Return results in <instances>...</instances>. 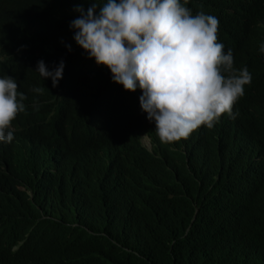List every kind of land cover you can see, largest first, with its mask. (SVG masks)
<instances>
[{"label":"trees","instance_id":"16d2710c","mask_svg":"<svg viewBox=\"0 0 264 264\" xmlns=\"http://www.w3.org/2000/svg\"><path fill=\"white\" fill-rule=\"evenodd\" d=\"M18 1L0 0V75L12 72L18 79L28 109L14 122L13 142L0 143V237L60 217L66 231L63 248L52 257L39 242L33 250L36 264H264V120L226 119L177 147L162 143L147 114L146 124L139 120V105L132 106L134 115L125 107L122 99L130 91L116 83L111 92L95 87L91 69L70 53V23L80 15L72 16L70 3ZM200 1L187 0L186 6L192 11ZM238 1L254 17L232 14L223 25L221 36L236 51L247 43H264V0ZM75 2L87 11L93 0ZM38 60L49 71L66 63L60 87L36 72ZM34 87L45 92L35 93ZM116 100L119 128L103 134L86 116L105 115ZM247 111L255 113L256 104ZM132 120L137 124L127 126ZM142 134L150 138L151 149L142 147L126 158L114 155V147L139 142ZM248 161L261 166L253 188L261 217L228 233L216 224V196L243 188L237 172ZM45 166L49 174L41 172ZM6 247L0 240V264Z\"/></svg>","mask_w":264,"mask_h":264},{"label":"clouds","instance_id":"9594fccd","mask_svg":"<svg viewBox=\"0 0 264 264\" xmlns=\"http://www.w3.org/2000/svg\"><path fill=\"white\" fill-rule=\"evenodd\" d=\"M63 1L73 7L72 16L80 13L70 23L74 30L70 53L79 55L98 85L111 92L116 83L130 91L122 99L125 107L134 115L132 106L139 105V120L146 124V113L162 143L177 147L226 119L264 120V43H247L236 51L221 36L232 14L238 19L254 17L238 0H201L192 11L187 0H104L102 4L93 0L87 11L76 7L75 0ZM37 62L36 72L60 87L66 63L61 61L49 71L43 60ZM32 91L42 94L44 89ZM26 98L17 78L0 75V143L13 142L14 122L26 110ZM253 103L255 113L247 111ZM119 108L116 100L105 115L86 117L94 129L109 135L119 128ZM132 122L127 126L137 124ZM145 138L150 141L142 134L139 142L114 147V155L126 158L142 147L151 149ZM137 143L139 148L132 150ZM260 171L258 162L248 161L237 172L244 178L243 188L217 193L216 224L221 229L235 233L242 224L260 220L253 199ZM41 172L49 174V167ZM0 240L8 246L3 264H36L33 250L38 243L52 257L58 255L66 231L62 219L54 218L25 233L9 230Z\"/></svg>","mask_w":264,"mask_h":264},{"label":"bare ground","instance_id":"6f19581e","mask_svg":"<svg viewBox=\"0 0 264 264\" xmlns=\"http://www.w3.org/2000/svg\"><path fill=\"white\" fill-rule=\"evenodd\" d=\"M7 1H8V0H7ZM12 1H13V0H12ZM14 1H15V0H14ZM21 1H22V0H21ZM21 1H18V3L21 2ZM10 2H11V1H10ZM10 2H9V3H10ZM23 3H24V2H23ZM11 4H12V3H11ZM14 4L16 5L15 2H14ZM8 5H9V4H8ZM15 5H13V6H15ZM19 5H20V4H19ZM24 5H25V3H24ZM8 7H9V6H8ZM16 7H17V5H16ZM31 7H32V6H30V8H31ZM17 8H18V7H17ZM23 8H24V7H23ZM30 8H29V9H30ZM85 8H86V7H85ZM10 9H11V6H10ZM10 9H9V10H10ZM13 9H14V8H13ZM87 9H88V8H87ZM4 10H6V9H4ZM7 10H8V9H7ZM7 10H6V11H7ZM17 10H21V8H20V9H17ZM2 11H3V10H1V12H2ZM26 15H28V14L26 13ZM29 15H30V14H29ZM29 15H28V16H29ZM30 17H31V16H30ZM24 18H25V17H24ZM26 18H27V17H26ZM24 21H25V20H24ZM25 22H27V21H25ZM32 22H33V21H32ZM28 23H29V21H28ZM33 23H34V22H33ZM36 23H38V21H36ZM47 25H49V26L52 27V25H50V24H47ZM54 25H55V24H54ZM36 26H37V25H36ZM49 26H47V27H49ZM55 26H56V25H55ZM39 28H40V27H39ZM42 28H43V27H42ZM59 28H60V27H59ZM45 29H46V28H45ZM61 29H62V28H61ZM37 30H39V29H37ZM40 30H41V29H40ZM42 30H44V29H42ZM57 30H58V29H57ZM55 34H56V33H55ZM59 37H60V36H59ZM59 39H60V38H59ZM60 40H61V39H60ZM50 41H52V40H50ZM15 42H17V41H15ZM15 42H14V43H15ZM30 43H31V42H30ZM49 43L51 44V42H49ZM54 43H55V42H53V44H54ZM62 43H63V41H62ZM40 44H41V43H40ZM56 45H57V43H56ZM63 45H64V44H63ZM53 47H54V46H53ZM58 47H60V46H58ZM61 47H62V46H61ZM51 48H52V47H51ZM54 49H55V48H54ZM18 55H19V54H18ZM56 55H57V53H56ZM5 63H6V62H5ZM74 63H75V62H74ZM77 63H78V62H77ZM2 64H3V63H2ZM79 64H81V62H79ZM72 66H73V65H72ZM77 66H79V65H77ZM3 67H4V66H3ZM74 67H75V65H74ZM86 67H87V65H86ZM4 68H5V67H4ZM69 68H70V67H69ZM71 68H72V67H71ZM76 68H77V67H76ZM78 68H79V67H78ZM88 68H89V67H88ZM2 69H3V68H2ZM4 71H5V70H4ZM3 74H5V73H3ZM12 74H13V73L11 72L10 76H11ZM72 74H73V73H72ZM72 74L70 73V75H72ZM84 74H85V73H84ZM1 75H2V74H1ZM67 75H69L68 72H67ZM65 76H66V75H65ZM75 77H76V76H75ZM88 79H89V78H87V80H88ZM83 80H84V79H83ZM87 80H86V81H87ZM90 80H91V79H90ZM64 81H65V80H64ZM89 82H91V81H89ZM89 82H88V83H89ZM92 82H93V81H92ZM67 83L69 84V82H66V84H67ZM83 83H85V82H83ZM64 84H65V83H64ZM94 84H95V83H94ZM80 85H81V84H80ZM83 85H85V84H83ZM92 85H93V84H92ZM66 86H67V85H66ZM90 86H91V85H90ZM90 86H89V87H90ZM99 86H100V85H99ZM78 87H79V86H78ZM86 87H87V85H86ZM86 87H85V88H86ZM92 87H93V86H92ZM95 87H98V84H97V86H95ZM95 87H94V89H95ZM55 88H56V87H55ZM82 88H84V87H82ZM85 88H84V89H85ZM100 88H101V87H100ZM21 89H22V87H21ZM81 90H82V89H81ZM81 90H80V91H81ZM89 90H91V89H89ZM71 91H72V90H71ZM76 91H77V90H76ZM82 91H84V90H82ZM20 92H21V91H20ZM44 92H45V91H44ZM77 92H78V91H77ZM77 92H76V93H77ZM114 92H115V91H114ZM63 93H64V92H63ZM81 93H84V92H81ZM89 93H90V92H89ZM51 94H52V92H51ZM79 94H80V93H79ZM87 95H88V94L86 93V96H87ZM46 96H47V95H46ZM53 96H54V95H53ZM53 96H52V97H53ZM70 96H71V94H70ZM72 96H73V94H72ZM76 96H78V95H76ZM83 97H84V96H82L81 98H83ZM33 98H35V96H34ZM37 98H38V96H37ZM41 98H42V97H41ZM72 98H73V97H72ZM38 99H39V98H38ZM63 99H64V97H63ZM79 99H80V97H79ZM36 100H37V99H36ZM53 100H55V98H54ZM65 100H66V98H65ZM65 100H64V101H65ZM31 101H32V100H31ZM60 101H61V100H60ZM67 101H68V99H67ZM35 102H36V101H35ZM38 102H39V101H38ZM58 103H59V102H58ZM60 103H61V102H60ZM32 104H33V103H32ZM56 105H57V103H56ZM63 106H65V105H63ZM30 107H31V105H30ZM33 107H34V106H33ZM52 107H54V105H52ZM70 108H72V104L70 105ZM77 108H78V107H77ZM27 109H28V107H27ZM27 109H26V110H27ZM52 109H53V108H52ZM31 110H32V109H31ZM58 110H59V108H58ZM61 110H62V109H61ZM65 111H67V110H65ZM75 111H76V110H75ZM58 112H59V111H58ZM77 112H78V110H77ZM59 113H60V112H59ZM63 113H64V112H63ZM73 114H74V113H73ZM76 114H77V113H76ZM23 115H25V114H23ZM56 115H57V113H56ZM71 115H72V113H71ZM25 116H26V115H25ZM74 116H75V115H74ZM66 117H67V116H66ZM96 117H98V115H96ZM22 118H23V117H22ZM22 118H21V119H22ZM54 118H56V121H57V117H54ZM91 118H92V117H91ZM24 119H25V118H24ZM64 119H65V118H64ZM66 121H67V120H66ZM57 122H58V121H57ZM57 122H55V123H57ZM55 123H54V124H55ZM58 123H60V121H59ZM54 124H53V125H54ZM63 124H64V122L61 123V125H63ZM71 124H72V123H71ZM93 124H94V122H93ZM68 125H69V124H68ZM58 126H59V124H58ZM58 126H57V128H58ZM64 126H65V125H64ZM61 127H62V126H61ZM72 127H73V126H72ZM67 128H68V127H67ZM67 128L64 127L65 131H66ZM54 129H55V126H54ZM59 129H60V128H59ZM71 129H72V128H71ZM85 129H86V128H85ZM50 130H51V129H50ZM52 130H53V129H52ZM61 130H62V129H61ZM82 130H83V129H82ZM82 130H81V132H82ZM86 130H87V129H86ZM53 131H54V130H53ZM53 131H52V132H53ZM57 132H58V131H57ZM59 132H60V131H59ZM70 132H71V131H70ZM75 132H76V130H75ZM85 132H86V131H85ZM54 133H55V132H54ZM67 133H68V132H67ZM92 133H93V132H92ZM52 135H53V134H50V135H49V138H50V136L52 137ZM91 135H93V134H91ZM99 135L101 136V134H99ZM53 136H54V135H53ZM59 136H60V135H58V137H59ZM198 136H199V135H198ZM58 137H57V139H58ZM45 138H46V137H45ZM55 138H56V137H55ZM84 138H85V137H84ZM87 138H88V137H87ZM90 138H91V137H90ZM92 138H93V137H92ZM194 140H195V139H194ZM54 141H55V140H54ZM57 141H58V140H57ZM25 142H26V141H25ZM28 142H29V141H28ZM52 142H53V141H52ZM200 142H201V141H200ZM53 143H54V142H53ZM56 143H57V142H56ZM101 145H102V143H101ZM29 146H30V145H29ZM20 147H21V146H20ZM138 148H139V143H137V145H135V146L132 148V150H137ZM77 150H78V149H77ZM79 151H81V150H79ZM60 153H62V152H60ZM60 153H59V154H60ZM24 154H25V153H24ZM24 154H23V155H24ZM47 154H49V153H47ZM49 155H50V154H49ZM46 156H47V155H46ZM99 156H101V155H99ZM47 157H49V156H47ZM23 162H24V161H23ZM26 162H27V160H26ZM26 162H25V163H26ZM26 164H27V163H26ZM54 165H55V164H54ZM83 165H84V164H83ZM85 166H86V163H85ZM26 169H27V168H26ZM51 169H52V168H51ZM51 169H50V170H51ZM23 170H24V169H23ZM25 171H27V170H25ZM39 173H41V172H39ZM26 178H27V177H26ZM26 178H25V179H26ZM36 181H37V180H36ZM58 182H59V181H58ZM21 184H22V183H21ZM43 185H44V184H43ZM20 186H21V185H20ZM23 186H24V185H23ZM21 187H22V186H21ZM19 188H20V187H19ZM52 189H53V188H52ZM162 190H163V189H162ZM34 191H35V190H34ZM58 191H59V190H58ZM58 191H57V192H58ZM83 191H84V190H83ZM86 192H87V191H86ZM60 195H61V194H60ZM42 198H43V197H42ZM70 198H71V197H70ZM67 199H68V198H67ZM85 199H86V198H85ZM56 202H57V201H56ZM59 205H60V204H59ZM118 207H119V205H118ZM138 208H139V207H138ZM145 208H146V207H145ZM107 209H108V207H107ZM105 210H106V209H105ZM103 211H104V210H103ZM201 211H202V210H201ZM49 213H50V212H49ZM102 213H103V212H102ZM56 214H57V213H56ZM94 216H95V215H94ZM120 216H121V215H120ZM47 217H49V216H47ZM52 217H55V216H52ZM59 218H60V217H59ZM47 221H50V220H47ZM51 221H52V220H51ZM46 223H47V222H46ZM187 225H188V224H187ZM195 225H196V222H195ZM195 227H196V226H195ZM185 228H186V227H185ZM193 228H194V227H193ZM201 228H202V226H201ZM83 229H84V228H83ZM194 230H195V229H193V231H194ZM187 231H188V230H187ZM195 231H196V230H195ZM89 235H90V234H89ZM91 235H92V234H91ZM97 235H98V234H97ZM90 237H91V236H90ZM96 237H97V236H96ZM194 237H195V235H194ZM6 248H8V247H6ZM6 248H4V249H6ZM1 249H2V248H1ZM4 249H2V250H4ZM6 251H7V250H6ZM6 251H5V252H6ZM1 254H2V251H1ZM1 254H0V255H1ZM5 254H6V253H5ZM93 254H94V253H93ZM86 256H87V255H86ZM87 257H88V256H87ZM90 257H91V256H90ZM94 257H95V256H94ZM100 257H101V255H100ZM88 258H89V257H88ZM88 258H86V259H88ZM95 258H96V257H95ZM95 258H94V259H95ZM4 259H5V258H4ZM90 259H91V258H90ZM94 259H93V260H94ZM100 260H101V259H100ZM98 262L100 263V261H98ZM94 263H95V262H94ZM96 263H97V261H96Z\"/></svg>","mask_w":264,"mask_h":264},{"label":"rangeland","instance_id":"374dc122","mask_svg":"<svg viewBox=\"0 0 264 264\" xmlns=\"http://www.w3.org/2000/svg\"><path fill=\"white\" fill-rule=\"evenodd\" d=\"M145 142L147 143V146H148V147L151 146V145H150V141H149V139L145 138Z\"/></svg>","mask_w":264,"mask_h":264}]
</instances>
